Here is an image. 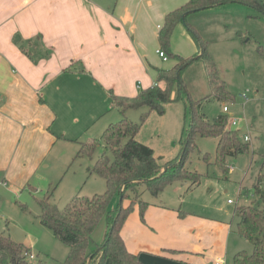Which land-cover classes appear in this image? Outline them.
Masks as SVG:
<instances>
[{"label": "crops", "instance_id": "1", "mask_svg": "<svg viewBox=\"0 0 264 264\" xmlns=\"http://www.w3.org/2000/svg\"><path fill=\"white\" fill-rule=\"evenodd\" d=\"M187 1L0 0L3 183L35 174L60 140L84 142L68 135L75 88H84L95 123L109 111L111 92L134 97L153 87L157 69H165L158 53L165 16ZM29 40L32 56L21 46ZM146 202L144 219L136 205L121 230L146 264L227 263L239 234L226 216Z\"/></svg>", "mask_w": 264, "mask_h": 264}, {"label": "rangeland", "instance_id": "2", "mask_svg": "<svg viewBox=\"0 0 264 264\" xmlns=\"http://www.w3.org/2000/svg\"><path fill=\"white\" fill-rule=\"evenodd\" d=\"M188 22L206 42L207 51L217 64V86L224 83L233 101L224 102L218 97L215 91L218 89H213L210 84L206 62L195 60L182 73L187 89L181 91V98L165 105L164 113L142 106L130 108L124 115L136 123H141L142 116H145L137 139L152 147L161 165L165 166L177 157L182 159L183 140L192 117L188 91L191 99L201 101L197 108L211 122L224 114L223 106L227 104L230 109L228 119L234 117L238 120L237 124L228 125L237 131L241 142L248 144L249 150L218 158V138L196 135L184 166L200 174L198 184L193 185L191 180L173 181L158 198L144 185L139 191L144 201L158 200L177 209L206 211L209 213L206 215L221 220L226 216L236 228L235 209L260 202L256 189L258 183L264 190V53L259 50L260 45L264 46V13L246 4L229 2L192 13ZM171 45L175 53L186 57L198 51L195 50L198 45L184 22L174 29ZM167 56V61L161 57L160 61L163 68L170 69L175 60ZM73 93L78 98H75L69 114H75L76 122L72 121L68 135L77 136L80 141L97 138L101 144L91 154H80L81 145L76 140H60L35 174L25 179L19 177L13 183H3L0 175V232L31 246L36 256L33 262L61 264L69 252L68 246L39 219L41 199L49 197L51 203L62 209L77 195L92 197L107 189L106 180L96 173L91 174L89 169L104 153L113 156L106 148L102 134L109 123L122 120L124 115L110 102L109 111L92 123L84 88H75ZM243 93L248 94L249 101L241 97ZM246 135L249 140L244 139ZM119 199L118 194L113 196L111 208L119 203ZM129 202L126 200L124 204ZM106 229V220L102 218L94 230L91 251L102 244ZM234 238L238 241L231 244L226 264H233V256L238 251L253 250L249 240L240 235Z\"/></svg>", "mask_w": 264, "mask_h": 264}, {"label": "trees", "instance_id": "3", "mask_svg": "<svg viewBox=\"0 0 264 264\" xmlns=\"http://www.w3.org/2000/svg\"><path fill=\"white\" fill-rule=\"evenodd\" d=\"M229 2L246 4L264 13V0H188L165 16L164 25L159 33L160 48L173 58L176 64L168 70L157 69V83L153 87L141 90L134 97L111 92L113 107L119 109L123 115L130 108L142 106H147L160 114L164 113L165 105L181 98V91L187 89L182 80V73L195 60L206 62L210 84L213 89H218L215 90L218 97L224 102L233 101L234 98L224 83L217 86L219 81L217 64L208 53L206 42L188 22V17L192 13ZM182 22L193 35L199 49L197 54L190 57H184L172 50V34ZM31 42L32 40H29L27 44L21 45L30 56ZM259 50L264 53V46L260 45ZM175 91L176 96H173ZM187 96L192 117L186 139L183 140L181 160L177 157L165 166L161 165L153 148L137 139L145 116H142L141 123H136L124 115L122 120L109 124L102 135L106 148L113 156L109 157L104 153L89 169L91 174L96 173L106 180V191L92 197L77 195L62 209L51 203L49 197L39 201L42 209L39 219L69 248L68 255L61 264H91L96 257L97 264H106L108 259H111L113 264H146L139 254L128 250L121 235V230L136 205L140 208L141 218L145 217L149 203L142 200L139 188L144 185L152 194L158 195L168 184L176 180H191L193 185L198 184L200 174L184 166L188 149L194 144L196 135L218 138V158L249 150L248 144L241 142L237 131L228 125V115H220L211 122L197 108L200 107L201 101L191 99L188 91ZM100 144L101 140L97 138L84 141L81 143L79 153L91 154ZM260 184L258 183L256 187L260 202L235 209V215L238 217L236 232L253 244V250L252 252L240 250L235 253L233 264H264V190ZM115 194L119 195V203L111 208V200ZM126 200L130 202L124 204ZM102 218L106 220V234L102 244L91 251L93 233ZM26 251L32 252L31 247L16 242L11 236L0 232V264H50L44 261L33 262L25 254Z\"/></svg>", "mask_w": 264, "mask_h": 264}, {"label": "built area", "instance_id": "4", "mask_svg": "<svg viewBox=\"0 0 264 264\" xmlns=\"http://www.w3.org/2000/svg\"><path fill=\"white\" fill-rule=\"evenodd\" d=\"M158 53H159L160 57L163 58L164 61H167V60L169 59L165 51H163V50H158ZM241 97H242L246 102L250 100V98H249V96H248L247 93H243V94L241 95ZM1 100H2V96L0 95V101H1ZM223 112H224V114H226V115L229 114L230 109H229V107H228L227 104H224V106H223ZM230 115L232 116V114H230ZM237 122H238V120H237L236 118L232 117V118L229 120V125H231V124H237ZM244 139H245V140H249V137L246 135ZM25 254L28 255V256L30 257V259H34V258L36 257L35 254L32 253V252H28V251H26ZM223 263H224L223 261H219V260L216 261V264H223Z\"/></svg>", "mask_w": 264, "mask_h": 264}, {"label": "water", "instance_id": "5", "mask_svg": "<svg viewBox=\"0 0 264 264\" xmlns=\"http://www.w3.org/2000/svg\"><path fill=\"white\" fill-rule=\"evenodd\" d=\"M121 200H122V197H121ZM91 260H92V257L90 258V262H91Z\"/></svg>", "mask_w": 264, "mask_h": 264}]
</instances>
